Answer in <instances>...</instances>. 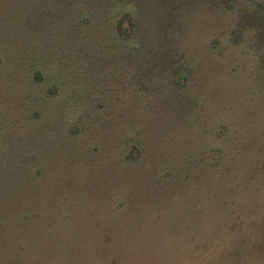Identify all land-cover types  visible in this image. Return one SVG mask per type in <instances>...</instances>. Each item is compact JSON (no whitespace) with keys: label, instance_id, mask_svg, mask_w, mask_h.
<instances>
[{"label":"rangeland","instance_id":"rangeland-1","mask_svg":"<svg viewBox=\"0 0 264 264\" xmlns=\"http://www.w3.org/2000/svg\"><path fill=\"white\" fill-rule=\"evenodd\" d=\"M101 1L0 0V20H73L66 8L38 12L78 2L101 10ZM132 3L139 49L110 46L130 25L93 11L81 27L87 39L58 49L48 66L54 95L27 84L18 97L6 92L10 128L0 146L9 167L28 165L42 145L28 132L44 131L64 174L73 164L105 169L103 190H77L86 200L79 215L83 228L130 236L115 264H264V0ZM90 234L85 253L101 247ZM73 259L89 263L78 249Z\"/></svg>","mask_w":264,"mask_h":264},{"label":"trees","instance_id":"trees-1","mask_svg":"<svg viewBox=\"0 0 264 264\" xmlns=\"http://www.w3.org/2000/svg\"><path fill=\"white\" fill-rule=\"evenodd\" d=\"M106 1L107 5L100 2L103 7L101 10L89 9L78 2L77 5L70 3L57 8H51L49 4L50 7L38 12L42 14L63 10L64 13L66 8L70 11L64 15L71 16L73 20H0V97H4V101L0 102V130L3 129L1 135L6 132L4 127L10 128L9 112L6 113V92L10 91L18 97L23 95L27 84L30 88H37L42 93L41 98L54 95L59 90V81L48 75V66L52 62H58V49H64V46L67 48L68 43L72 42L73 45L80 46L77 43L87 39L81 27L92 24L89 19L91 16L94 18L93 11H102L105 20L118 23L117 27L123 19H127L130 25L126 36H123L119 29V33L112 37L113 45L110 46L115 49L122 47L127 51H134L142 46L134 38L137 14L133 0ZM101 37L100 35L99 38ZM99 38L96 39L98 46ZM113 39H116L117 43ZM105 47H109L107 41ZM19 76L21 81L26 79L27 82L20 84ZM184 78V75L177 73L178 80ZM5 81H9L12 88L1 90ZM35 101L28 100L30 105ZM44 121L45 118L42 122ZM28 134H38L42 145L31 155L27 166L22 167L19 162L10 168L6 147L0 146V264H78L73 259L77 255V249L82 256H89L88 264H105L106 261V264H115L122 255H126L125 245L130 236L121 228H83L85 218L84 215H79V211H84L82 206L86 205V200H82L77 190H103L106 184L98 172H104L105 169H97V172L95 168L87 170L84 167V170L80 171L73 164L65 166L67 174H64L61 169L64 166L58 162L59 153L52 150V145L49 147L45 144V132ZM128 142L131 148H139L137 139L130 138ZM80 164L78 166L82 167ZM72 170H77L78 179L73 178L75 175ZM94 173L97 175L96 180L91 178ZM99 195L104 196L106 193ZM94 204L100 206L98 200ZM91 231H97L101 236V247L85 253L84 248L92 239ZM102 247H105L107 252H102ZM104 254L112 255L105 258ZM110 257H115L116 260H109Z\"/></svg>","mask_w":264,"mask_h":264}]
</instances>
